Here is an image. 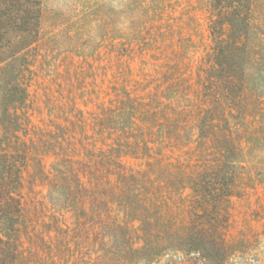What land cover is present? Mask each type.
<instances>
[{
    "label": "rangeland",
    "instance_id": "374dc122",
    "mask_svg": "<svg viewBox=\"0 0 264 264\" xmlns=\"http://www.w3.org/2000/svg\"><path fill=\"white\" fill-rule=\"evenodd\" d=\"M127 1L40 0L34 19L20 23L24 29L1 36L7 47L0 49V264H131L114 255L124 244L109 246L97 237L92 199L82 200L75 183L70 191L63 188L62 166L89 160L97 115L126 90L166 91L177 76L188 81L186 94L196 98L199 76L210 74L206 68L217 40L208 30L206 1L171 0L172 24L183 29L147 27L136 34L127 26ZM226 52L230 74L243 69L250 96L257 92L264 103V31H250ZM261 112L249 117L257 127L247 152L253 167L237 177L236 195L224 205L228 253L209 236H196L190 244L201 253L186 254L166 241L167 253L151 264H264ZM185 152L177 150L172 160L193 159ZM125 161L146 167L141 159ZM81 210L87 213L84 224L78 221ZM186 215L173 216L180 224Z\"/></svg>",
    "mask_w": 264,
    "mask_h": 264
},
{
    "label": "trees",
    "instance_id": "16d2710c",
    "mask_svg": "<svg viewBox=\"0 0 264 264\" xmlns=\"http://www.w3.org/2000/svg\"><path fill=\"white\" fill-rule=\"evenodd\" d=\"M39 1L0 0V49L7 47L1 46L2 34L24 29L20 23L34 19L40 12ZM202 1L207 2L208 30L217 41L206 68L210 74L199 76L196 98L186 94L188 81L177 76L166 91L132 94L126 90L97 115V137L89 160H78L76 166L66 161L62 166L63 188L69 190L75 183L82 200L92 199L91 222L97 237L109 246L124 244L126 248L118 246L114 255L126 257L131 264L139 260L151 264L167 253L166 241L186 254L201 253L193 252L190 244L196 236H209L226 255L223 231L229 218L223 214L224 205L236 195L237 177L253 167L247 152L251 131L257 127H252L249 117L264 113V103L257 92L250 96L243 69L230 74L226 49L240 46L250 31H264V3ZM170 3L128 0L130 32L147 27L160 32L183 29L179 23L173 26ZM177 150H186L193 159L174 162ZM198 157L205 159L203 165ZM126 158L141 159L146 167L132 168ZM176 211H187L180 224L173 216ZM86 218V210H81L78 221L84 224Z\"/></svg>",
    "mask_w": 264,
    "mask_h": 264
}]
</instances>
